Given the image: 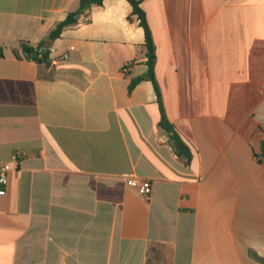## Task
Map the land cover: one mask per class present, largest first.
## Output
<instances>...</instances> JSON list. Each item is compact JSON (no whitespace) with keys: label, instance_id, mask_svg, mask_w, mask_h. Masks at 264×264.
<instances>
[{"label":"crops","instance_id":"obj_1","mask_svg":"<svg viewBox=\"0 0 264 264\" xmlns=\"http://www.w3.org/2000/svg\"><path fill=\"white\" fill-rule=\"evenodd\" d=\"M139 1L159 99L126 0H0V264H264V0Z\"/></svg>","mask_w":264,"mask_h":264},{"label":"trees","instance_id":"obj_2","mask_svg":"<svg viewBox=\"0 0 264 264\" xmlns=\"http://www.w3.org/2000/svg\"><path fill=\"white\" fill-rule=\"evenodd\" d=\"M128 4L131 7V14L135 15L138 20L139 27L143 30L144 35V42H143V51H144V57H145V65L147 67L146 73L143 78H138L133 80L128 90L130 91L131 88L136 84L138 81L145 79L151 82L155 95L157 99H159V88L157 86L155 76H154V67L156 62V56H155V47L153 44L151 31L148 27V24L145 19V14L143 10L140 8V1L139 0H126ZM103 0H78V8L75 11L69 12L66 17L59 22L55 28L49 33L48 37L51 41L55 40L59 37L62 30L70 25H73L77 22L80 14H82L86 9L90 8L92 5H101ZM21 48L22 55L25 59L32 60L38 63H45L48 58V45L45 42H42L38 47L32 48L28 46L25 43L19 44ZM41 49L40 52L38 50ZM2 55V52L0 50V56ZM159 126L165 130L169 135V141L171 144V147L173 151L178 156H183L186 160L189 159L190 154L187 148L180 142L178 137L176 136L175 132L173 131L172 125L166 120L163 114H161Z\"/></svg>","mask_w":264,"mask_h":264},{"label":"built area","instance_id":"obj_3","mask_svg":"<svg viewBox=\"0 0 264 264\" xmlns=\"http://www.w3.org/2000/svg\"><path fill=\"white\" fill-rule=\"evenodd\" d=\"M71 50L61 51L57 52L55 48L49 47L48 48V54L54 55V60L56 62H64L69 59ZM130 63H127L123 66L124 71L127 70ZM22 154L21 153H15L11 157V162H0V199L5 195L6 193V186L8 183V175L9 173L15 169L17 163L21 159ZM127 185L134 186L139 193L144 198H147L150 193L151 184L147 179L142 180H127Z\"/></svg>","mask_w":264,"mask_h":264},{"label":"water","instance_id":"obj_4","mask_svg":"<svg viewBox=\"0 0 264 264\" xmlns=\"http://www.w3.org/2000/svg\"><path fill=\"white\" fill-rule=\"evenodd\" d=\"M44 50H45V49H44ZM40 51H41V49L38 50V52H40ZM261 148H262V150L264 151V140L261 141Z\"/></svg>","mask_w":264,"mask_h":264}]
</instances>
